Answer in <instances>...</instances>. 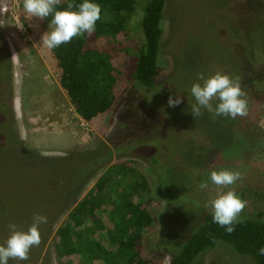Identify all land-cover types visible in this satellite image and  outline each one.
I'll return each instance as SVG.
<instances>
[{
	"label": "rangeland",
	"instance_id": "obj_1",
	"mask_svg": "<svg viewBox=\"0 0 264 264\" xmlns=\"http://www.w3.org/2000/svg\"><path fill=\"white\" fill-rule=\"evenodd\" d=\"M141 2L134 12L141 13L139 22L135 17L127 24L121 38L123 46L132 45L129 70L139 49L134 41L142 39ZM163 16L154 87H139L125 75L113 107L85 122L59 86L52 50L41 43L49 22L29 18L23 0H0V243L10 222L26 230L34 214L47 217L29 259L9 264H59L57 232L115 165L123 166L124 184L140 175L150 189L152 223L142 233L141 257L154 264H169L197 229L201 211L211 213L207 202L221 192L233 190L247 202L240 217L264 222V0H166ZM114 55L119 65L128 60L118 50ZM217 71L241 77L247 115L190 114L188 90L198 74ZM176 94L183 103L168 107L169 95ZM220 169L242 177L214 185L209 173ZM116 178L113 189H122ZM47 180L56 193L49 194ZM203 182L207 189L200 188ZM105 240L99 245L109 247ZM192 264L252 262L218 243Z\"/></svg>",
	"mask_w": 264,
	"mask_h": 264
},
{
	"label": "trees",
	"instance_id": "obj_2",
	"mask_svg": "<svg viewBox=\"0 0 264 264\" xmlns=\"http://www.w3.org/2000/svg\"><path fill=\"white\" fill-rule=\"evenodd\" d=\"M80 2L61 0L59 7L67 8L69 3ZM96 2L102 9V18L97 21L96 30L74 37L70 43L52 50L59 69V86L74 105L76 114L85 122L113 107L117 85L125 75L139 87H154L159 74L163 9L166 4V0H145L140 22L142 39L140 42L133 40L139 49L136 63L129 70L128 61L131 60L130 55H134L132 45L123 46L121 38L128 32L127 24L135 17L139 22L141 10L136 16L134 12L138 6L142 7L143 2ZM48 19L44 20L49 22ZM115 50L128 56L126 63L117 64ZM122 168V165L108 168L97 185L69 213L65 224L57 232L55 249L59 264H154L141 257L142 233L152 223L147 211L150 189L140 175L139 179L132 177L131 183L124 184L122 179L126 176L121 179L118 173ZM113 176H117V184H123L122 189H113ZM49 180L47 188L50 194L51 188L54 190L57 186H50ZM101 240H105L109 247L99 245ZM218 243L247 257L252 264H264V256L257 254V250L264 247V222L239 217L235 231L228 234L213 222L211 213L206 211H201L197 229L186 238L180 250L174 251L169 264H192L198 256L215 248ZM73 256L79 257V261L72 262Z\"/></svg>",
	"mask_w": 264,
	"mask_h": 264
},
{
	"label": "clouds",
	"instance_id": "obj_3",
	"mask_svg": "<svg viewBox=\"0 0 264 264\" xmlns=\"http://www.w3.org/2000/svg\"><path fill=\"white\" fill-rule=\"evenodd\" d=\"M61 0H23V10L29 18L48 19V30L42 35L41 43L49 50H54L62 44L70 43L74 37L85 33L91 34L96 30L98 20H101V6L96 0H81L79 4L69 3L67 8H60ZM192 102L188 100L190 114L193 118L202 115L206 110L213 117L235 119L245 116L249 105L247 94L242 88L241 77L217 71L205 76L198 74L197 82L188 90ZM183 95H169L167 106L178 107L183 103ZM242 177L238 170L220 169L209 173L208 179L212 184L225 187L235 184ZM209 187L207 182L200 185L202 190ZM247 202L235 191L221 192L216 198L210 199L205 207L211 210L212 220L231 234L239 223L240 213ZM47 223V217L34 214L32 224L22 230L10 222L7 227L8 237L0 243V264H9L10 260L27 261L33 247L39 246L41 234L39 226ZM264 256V247L257 250Z\"/></svg>",
	"mask_w": 264,
	"mask_h": 264
}]
</instances>
